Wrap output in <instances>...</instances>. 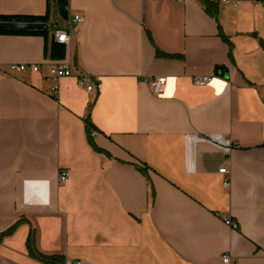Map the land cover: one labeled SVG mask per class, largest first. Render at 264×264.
<instances>
[{
  "label": "crops",
  "instance_id": "obj_1",
  "mask_svg": "<svg viewBox=\"0 0 264 264\" xmlns=\"http://www.w3.org/2000/svg\"><path fill=\"white\" fill-rule=\"evenodd\" d=\"M0 16L48 25L0 33V264H45L32 231L66 264H264V1L0 0Z\"/></svg>",
  "mask_w": 264,
  "mask_h": 264
},
{
  "label": "built area",
  "instance_id": "obj_2",
  "mask_svg": "<svg viewBox=\"0 0 264 264\" xmlns=\"http://www.w3.org/2000/svg\"><path fill=\"white\" fill-rule=\"evenodd\" d=\"M183 2H187L189 0H180ZM220 2H229L230 0H219ZM264 1V0H260ZM82 22V16L75 15L71 18L70 25L67 28H59L54 27L52 29V35L55 39V41L59 44H71L73 35L76 33L75 29L73 28V24H80ZM9 72L11 73H24V72H39L40 71V65L35 64H11L8 66ZM50 73L52 75V78L55 81H58L60 78L63 77H71V76H77L72 60L65 62V63H56L50 65ZM79 78V84L81 86H84L88 92L94 91V86L90 82L89 77L86 75H78ZM214 76H195L193 78V82L197 86H205L209 84L213 80ZM167 83L166 77H157L151 82L152 91L156 95H160ZM53 91L55 94H57L58 86L55 85L53 88ZM97 135L96 132H92V137H95ZM220 174L227 175L228 174V168L223 167L219 170ZM69 179V173L68 171L61 170L58 174V180L60 184H65ZM224 186L227 188L230 186V181L227 179L224 181ZM225 224L232 229H237V224L232 222L231 220H225ZM223 263L224 264H230L231 256L230 254H225L223 256ZM75 264H81L80 262H76Z\"/></svg>",
  "mask_w": 264,
  "mask_h": 264
},
{
  "label": "trees",
  "instance_id": "obj_3",
  "mask_svg": "<svg viewBox=\"0 0 264 264\" xmlns=\"http://www.w3.org/2000/svg\"><path fill=\"white\" fill-rule=\"evenodd\" d=\"M47 17V16H46ZM33 18V17H23V16H0V21H17V22H45L47 21V18ZM0 33H12V34H42L44 31H0ZM85 125H86V131L88 134V139L90 144L95 147L94 138L92 137V130L94 129L92 123L90 122L89 117L85 119ZM8 231L7 233H10ZM5 234L0 233V241L2 240V237ZM27 248L29 250L30 256L40 262H43L45 264H66V261L61 256H44L37 252L34 246V232H30L28 241H27Z\"/></svg>",
  "mask_w": 264,
  "mask_h": 264
},
{
  "label": "water",
  "instance_id": "obj_4",
  "mask_svg": "<svg viewBox=\"0 0 264 264\" xmlns=\"http://www.w3.org/2000/svg\"><path fill=\"white\" fill-rule=\"evenodd\" d=\"M48 25L35 22H8L0 21V31H44Z\"/></svg>",
  "mask_w": 264,
  "mask_h": 264
},
{
  "label": "bare ground",
  "instance_id": "obj_5",
  "mask_svg": "<svg viewBox=\"0 0 264 264\" xmlns=\"http://www.w3.org/2000/svg\"><path fill=\"white\" fill-rule=\"evenodd\" d=\"M71 22V21H70Z\"/></svg>",
  "mask_w": 264,
  "mask_h": 264
}]
</instances>
